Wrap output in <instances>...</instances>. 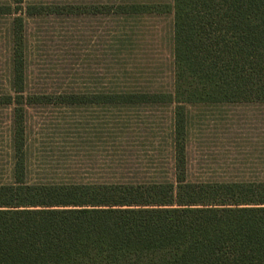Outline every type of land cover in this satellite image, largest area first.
Listing matches in <instances>:
<instances>
[{
  "label": "trees",
  "instance_id": "16d2710c",
  "mask_svg": "<svg viewBox=\"0 0 264 264\" xmlns=\"http://www.w3.org/2000/svg\"><path fill=\"white\" fill-rule=\"evenodd\" d=\"M47 15L170 16V87H32L28 21ZM0 18L8 43L0 107L10 109L0 140L8 158L0 164V264H264V179L195 177L189 159L195 113L264 104V0H0ZM136 31L131 51L145 37L144 26ZM121 70L117 81L130 75ZM53 103L167 106L170 129L144 135L121 116L81 144L95 143L84 149L87 162L33 157L29 109ZM146 143L155 154L154 145H168L164 176L145 161Z\"/></svg>",
  "mask_w": 264,
  "mask_h": 264
},
{
  "label": "rangeland",
  "instance_id": "374dc122",
  "mask_svg": "<svg viewBox=\"0 0 264 264\" xmlns=\"http://www.w3.org/2000/svg\"><path fill=\"white\" fill-rule=\"evenodd\" d=\"M77 1L90 3L93 0ZM125 21L127 26L139 24L140 27L137 31L136 28L126 31L121 23ZM6 23V19L0 18V75L4 74L8 57L6 35L1 32L5 31ZM142 26L145 37L139 42L141 46L131 51L129 43L134 38L131 39L130 31L138 33ZM171 30L170 16L142 21L90 15L34 18L28 21L30 84L49 91L67 88L92 91L115 82L169 88ZM151 65L158 67L156 75L148 74V67L152 71ZM121 68L130 75L117 81L113 74ZM9 113L8 107H0V140L8 130ZM121 116L135 123V132L143 131L144 135L153 132L160 137L169 133L171 114L167 106L38 105L29 109L28 118L29 131L35 140L33 157L58 162L78 155L80 162H87L84 149L94 147L95 143L81 144L94 140L101 129L103 133L114 129L116 124L112 120ZM191 132L190 171L195 177L264 179V104L197 112ZM154 146L159 151L156 154L147 143L141 144V150L147 157L145 161L156 163L157 172L164 176L170 168L169 148L166 143H162V147ZM154 155L158 157L152 158ZM6 162V145L0 142V164Z\"/></svg>",
  "mask_w": 264,
  "mask_h": 264
}]
</instances>
